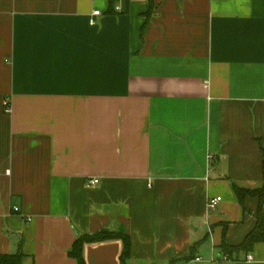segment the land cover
<instances>
[{
    "label": "crops",
    "instance_id": "1",
    "mask_svg": "<svg viewBox=\"0 0 264 264\" xmlns=\"http://www.w3.org/2000/svg\"><path fill=\"white\" fill-rule=\"evenodd\" d=\"M110 3L0 0V254L77 264L78 234L123 230V263L111 239L85 264H264L219 247L264 183V0Z\"/></svg>",
    "mask_w": 264,
    "mask_h": 264
},
{
    "label": "trees",
    "instance_id": "2",
    "mask_svg": "<svg viewBox=\"0 0 264 264\" xmlns=\"http://www.w3.org/2000/svg\"><path fill=\"white\" fill-rule=\"evenodd\" d=\"M113 4L111 0L110 7ZM149 10L152 8V4H149ZM264 182V174H263ZM234 191L237 196L238 201L242 205L243 209L246 210L244 204V198L246 196L257 197L258 198V208L254 213L256 219V225L252 231H250L241 244L238 246H230L225 241H222L220 251L226 255H231L234 251H245L248 252L252 249L253 245L257 242H264V213L262 212V207L264 205V183L260 188L249 189L234 186ZM111 239H120L122 241V252L120 255V260L123 263L128 257L130 252V236L123 230L111 231V230H99L92 233L78 234L69 250V256L75 259L77 264H85L83 256V248L85 244L102 242ZM205 238L193 243L190 247V253L187 256V260H195L199 247L204 243ZM23 253L17 252L12 254H0V264H22ZM229 257H227V260ZM230 260V259H229Z\"/></svg>",
    "mask_w": 264,
    "mask_h": 264
},
{
    "label": "built area",
    "instance_id": "3",
    "mask_svg": "<svg viewBox=\"0 0 264 264\" xmlns=\"http://www.w3.org/2000/svg\"><path fill=\"white\" fill-rule=\"evenodd\" d=\"M115 9H119V7L117 6V7H115ZM99 14H100V11H99V10H94V11L92 12V15H93V16H95V15H99ZM5 111H6V112H9V111H10V105H9V101H8V99L5 100ZM88 182H89V184H96V183H98V179L93 178V179H90ZM220 201H221V197H219V196H216V197H210V198L208 199V202H207V207H208V209H212V210L215 209L216 206L218 205V203H219ZM12 212H14V213H19L20 210H19V208H18L17 206H14V207H12ZM223 259H224V260H227V256L224 255V256H223ZM252 259H253L252 255H248V260H252ZM195 260H196V261H199L200 258L197 257Z\"/></svg>",
    "mask_w": 264,
    "mask_h": 264
}]
</instances>
